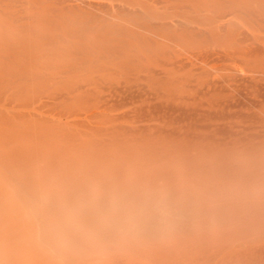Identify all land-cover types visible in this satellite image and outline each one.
Here are the masks:
<instances>
[{"label": "bare ground", "instance_id": "1", "mask_svg": "<svg viewBox=\"0 0 264 264\" xmlns=\"http://www.w3.org/2000/svg\"><path fill=\"white\" fill-rule=\"evenodd\" d=\"M0 17V84L49 94L0 106L6 132L35 123L1 137L0 264H264V0H14ZM74 99L88 131L46 128L40 111Z\"/></svg>", "mask_w": 264, "mask_h": 264}, {"label": "rangeland", "instance_id": "2", "mask_svg": "<svg viewBox=\"0 0 264 264\" xmlns=\"http://www.w3.org/2000/svg\"><path fill=\"white\" fill-rule=\"evenodd\" d=\"M12 1H14V0H0V7L5 6V4L8 5V3L12 2ZM18 1H20V0H18ZM24 1H26V0H24ZM1 19H2V18L0 17V22L2 21ZM9 22H11V21H9ZM3 24H4L3 22L0 23V29L2 28ZM3 77H4V76H3ZM15 80H16V79H14V80L11 79V81H6V82L4 81V82H3L4 85H3V83H1L2 85L0 84V91L3 92V93H1V95H2V94H3V95L5 94L4 91H6V90L8 91V92L6 91V94L4 95L5 97H4V96H2L3 98L1 97L3 101H2L1 98H0V101H2V102H0V106L3 105V102H4V103L12 102L13 98H15L13 101H14V105H15V106L17 105V106H16V111H18V112H21V111H22L21 113H23V111H25V112L28 111V112H26V113L28 114L29 111L32 112V108H33V106H38L39 103H40V101H39L38 103H36L35 105H33V104H34V102H33L34 99L38 100L39 97H40V98L43 97L44 94H45L46 96L49 95L48 92L42 90L41 92H43V95L41 96L42 93L40 94V93H37L36 91H35V92H36V93H35L34 90H33V91L31 90V88H30V91H31L34 95H33V94H30L31 92L28 91V90H27V93H25L26 91L24 90V89H25V86H24V85H26V84L29 85V84L32 83V82H31L30 80H19V81L17 80L16 83H15V82H14ZM2 81H3V79H1L0 82H2ZM12 82H14L15 84H12ZM19 82H21V83L23 82L22 84H23V86H24V89H19V90H24V91H25V92H21V93H23V96H24L25 98H24V97H23V98H22V97L19 98V95H18L19 93H16V92H15V90H16V91L18 90V89H16V88H23V87H21L22 84L19 83ZM7 83H9V85H10V83H11V85H10L11 87L9 86L10 88L8 87V84H7ZM18 83H19V84H18ZM16 84L19 85V86L16 87V86H17ZM32 84H33V83H32ZM28 85H26L27 88H29ZM2 86H3V87H2ZM30 87H31V86H30ZM32 87H34V86H32ZM35 87H36V86H35ZM4 88H5L6 90H3ZM13 88H14V89H13ZM35 89H37V88H35ZM2 90H3V91H2ZM13 90H14V92H12ZM28 92H30V93H28ZM45 92H46V93H45ZM24 93H25V94H24ZM13 94H14V95H13ZM15 94H17V95H15ZM26 94H27V95H26ZM35 94H38L37 97L35 96ZM39 94H40V96H39ZM1 95H0V96H1ZM11 95H12V96H11ZM21 95H22V94H21ZM31 95H32V96H31ZM45 95H44V96H45ZM13 96H14V97H13ZM26 96H29V97H26ZM33 96H34L35 98H34ZM72 96H73V95H71V97H72ZM8 97H9V98H8ZM17 97H18V98H17ZM16 98H17V99H16ZM26 98H27V99L29 98L30 101L27 100ZM72 98H73V97H72ZM7 99H8V100H9V99H12V100L8 101ZM23 99H24V100H23ZM25 99H26V100H25ZM31 99H32V103H31ZM5 100H6V101H5ZM22 100H23L25 103H26V101H28L26 104L29 103L28 106H30V107H19V106H21L22 104H24ZM72 100H73V99H72ZM72 100H69V101H72ZM74 100H76V99H74ZM69 101H68V103H70V106H68L69 104L67 103L68 105H66V106L69 107V108H67V107L65 106V109L67 108L65 111H63V110H64V109H63V108H64L63 105H62V107H63L62 109H63V110H62V109L60 110V106H56V107H53V108L55 109V110L53 109L54 112H53L51 109H49L50 107L45 108V109H43V110L40 111L42 115H43V114L45 115V116L43 115L45 119H46V118H49V119H46V121H51V122H52V123H50L49 125L45 126L46 128H48L49 126L52 127V124H53L54 120L57 122V121H58L57 119H59V120H60V123L62 122V124H64L63 122L68 123V121H72V119L75 120L76 122H78V120H80L81 123L78 122V123H80V125L82 124V122H83V123L85 122L86 118H85L84 116H85L87 113L85 114V112L83 113V111H87V109H88L87 106H88L89 104L87 105V102H83V101H82L83 103L81 102L82 104H80V103H79L80 101L78 100V102H77V100H76L77 105H73V106H72V103L74 104L75 101H74V102H73V101H72V102H69ZM30 103L32 104V107H31ZM76 103H75V104H76ZM85 103H86V104H85ZM19 104H21V105H19ZM26 104H25V105H26ZM79 105H80V107H79ZM23 106H24V105H23ZM77 106L79 107V109H77V108H78ZM51 108H52V107H51ZM71 108H72V109H71ZM85 108H86V110H85ZM47 109H49V111L51 110V113H50V112H47V111H48ZM44 110H45V111H44ZM46 110H47V111H46ZM79 110H80V112H79ZM81 110H82V112H81ZM43 111H44V112H43ZM67 111H69L70 113L67 112ZM71 111H72V112H71ZM120 111H123V112H124V110H119V112H120ZM58 112H59V113H58ZM60 112L63 113V114L61 113L63 117L61 116ZM66 112H67V113H66ZM56 113H57V114H56ZM64 113H66V114H64ZM81 113H83L84 116H82L83 114L80 115ZM117 113H118V112H116L115 115L118 117V116H119V113H118V114H117ZM27 114H26V115H27ZM32 114H33V112H32ZM67 114H68V115H67ZM78 114H79V115H78ZM122 114H123V113H122ZM122 114H120V115L122 116ZM65 115H66V116H65ZM70 115H71V116H70ZM72 115H73V116H72ZM121 116H119V119L121 118L120 122H122V117H121ZM25 117H26V118H28V117L30 118V116H28V115L25 116ZM51 117H53V118H51ZM69 117H71V118H69ZM72 117H73V118H72ZM80 117H81V118H80ZM86 117H87V115H86ZM26 118H25V119H26ZM29 118H28V119H29ZM31 118H32V121H33V117H31ZM50 118H51L52 120H53V119H54V120L52 121ZM55 118H56V119H55ZM79 118H80V119H79ZM21 119H24V117L21 118ZM21 119H20V120H16L17 124H15V125H18V126H19L18 122L21 123V124L23 125L24 123H22L23 121H22ZM81 119H83L84 121H83V120L81 121ZM26 120H27V119H26ZM26 120H25V121H26ZM34 120H35V118H34ZM32 121H30V122L32 123ZM75 121H74V122H75ZM16 122H15V123H16ZM33 122H34V121H33ZM74 122H72V123L70 122V123L72 124V125H71L72 127L76 126L77 128H81V129H83V132H84V131H86V132L88 131V130H86L87 128H85V127H87V124L89 123L88 121H86V122H88L87 124L85 123L86 125H85V124H84V125L82 124V125H83V126L81 125L82 127L79 126V125H78V126H79V127H78V126H77L78 123L74 125ZM11 123H12V122H11ZM27 123H29V121L26 122L25 124H27ZM31 123H30L29 125L27 124L28 127H29L30 125H32V127H33V125L35 124V123H34V124H31ZM58 123H59V122H58ZM66 123H65V124H66ZM12 124H14V123H12ZM54 124H55V122H54ZM54 124H53V125H54ZM22 125H21V126H22ZM27 125H25V127H27ZM73 125H74V126H73ZM0 126H1V125H0ZM2 126H4V125H2ZM7 126L12 127V125H11V126H10V125H7ZM23 127H24V126H23ZM25 127H24V128H21V127H18V128H17V127H16V128H17V130H18V129H19V130H22V129H25ZM28 127H27V128H28ZM30 127H31V126H30ZM45 127H44V128H45ZM50 127H49V128H50ZM53 127H54V126H53ZM53 127H52V128H53ZM76 127H75V128H76ZM1 128H2V130H3V128H5V127H1ZM1 128H0V129H1ZM13 128H14V127H12L11 129H13ZM16 128H14V130H15ZM27 128H26V130H28ZM75 128H74V129H75ZM77 128H76L75 131H74L73 129L71 130V128H70L69 131H74V132H71V133H73V134H76V133H78V135H79V134H82V130H81V129H77ZM11 129H9V130H11ZM31 129H32V128H30L29 131H30ZM6 130H7V129H6ZM9 130H8V132H6L5 129H4L3 131H5L6 133H3V131L0 130V131L3 133V134H2V133L0 134V144H1V145H0V148H3V147H4V145L2 146L1 140L6 138L7 134L9 133ZM26 130L21 131V133H22V132H26ZM44 130H45V129H44ZM52 130H53V129H52ZM54 130H55V129H54ZM77 130H80L81 132L79 133ZM11 131H13V130H11ZM48 131H50V130L48 129ZM69 131H68V132H69ZM14 132L17 133V132H19V131H16V130H15ZM86 132H85V133H86ZM12 133H13V132H12ZM12 133H10L11 135L9 134L11 137H12ZM15 133H14V134H15ZM4 134H6V135H4ZM14 134H13V135H14ZM17 134H18V133H17ZM17 134H16V137H18V138L21 137V136H22V137H25V135H26V133H25V134L23 133L24 135H23V134H22V135H21V134H18V135H21V136H18ZM27 134H28V133H27ZM83 134H84V133H83ZM2 135H4L5 138H4V136H2ZM78 135H76V137H79ZM10 136H9V138L11 139ZM27 136H28L27 138H31V137L29 136V134H28ZM1 137H3V138L1 139ZM13 137H14V136H13ZM13 137H12V139L15 138V137H14V138H13ZM82 137L86 139L87 136L84 137L83 135H81V137H79L78 139L82 140V139H83ZM7 138H8V136H7ZM7 138H6V140H7ZM9 138H8L7 141L10 140ZM18 138H17V140L21 139V142H19V145H22V146H23L25 140L23 141L22 138H19V139H18ZM90 138H92V137H90ZM12 139H11V140H12ZM27 140H29V139H27ZM31 140H32V141H31ZM31 140H30V141H26L27 144H28L29 142H33V138H32ZM35 140H36V139H34V141H35ZM37 140H38V139H37ZM80 140H79V141H80ZM13 141H14V140H12V142H10V143H11V144H9L10 146H11V145H12V146L15 145V144H13V143H15V142L18 143V141H16V138H15V141H14V142H13ZM22 141H23V142H22ZM56 141H58V140H56ZM56 141H55V142H56ZM83 141H88V140H83ZM26 142H25V143H26ZM37 142L39 143V140H38ZM37 142L35 141V143H37ZM43 142H44V141L41 140V142H40L41 145H39V146H42V145L46 144V143L42 144ZM52 142H53V141H52ZM52 142H50V143L52 144ZM63 142H64V141H63ZM76 142H77V141H76ZM57 143H58V142H57ZM60 143H62V141H60ZM69 143H70V142H69ZM69 143H66V144H68V146H69ZM80 143H81V142H79V144H80ZM85 143H86V142H85ZM85 143H83V144H85ZM27 144H26V145H27ZM31 144H34V142H33V143H29L30 147L33 146V145H31ZM54 144H55V143H53V145H54ZM64 144H65V142H64ZM71 144H72V143H71ZM73 144H74V143H73ZM77 144H78V142H77ZM79 144H78V145H79ZM46 145H47V144H46ZM48 145H49V142H48ZM56 145H57V144H55V146H56ZM62 145H63V144H62ZM62 145H60V146H62ZM57 146H58V145H57ZM57 146H56V147H57ZM60 146H58V147H59V148H62V147H60ZM74 146H75V145H74ZM74 146H73V147H74ZM34 147H35V146H34ZM52 147H54V146H52ZM58 147H57V148H58ZM64 147H65V146H64ZM70 147L72 148V146H70ZM79 147H80V145H79ZM54 148H55V147H54ZM68 148H69V147H68ZM65 149H67V148L65 147ZM65 149H64V150H65ZM76 149L78 150L79 148H77V146H76L74 150H76ZM69 150H71V152H70ZM68 151H69L70 153L73 152L72 149H70V148L68 149ZM69 152H68V153H69Z\"/></svg>", "mask_w": 264, "mask_h": 264}]
</instances>
